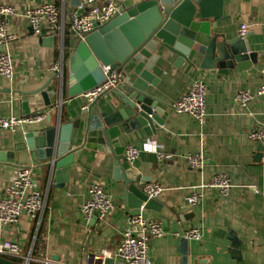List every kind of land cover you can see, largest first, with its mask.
Wrapping results in <instances>:
<instances>
[{"label":"crops","instance_id":"crops-1","mask_svg":"<svg viewBox=\"0 0 264 264\" xmlns=\"http://www.w3.org/2000/svg\"><path fill=\"white\" fill-rule=\"evenodd\" d=\"M46 2H55L63 10L66 24L64 38L33 33L25 16L28 8ZM72 0H0V4L13 5L16 14L8 16V30L16 35L10 42L16 75L9 80L0 75V117L25 116L42 113L41 123L25 126V131L44 130L62 123L72 122L71 112L81 111L85 99L70 96L69 59L79 40L70 29L74 8ZM225 16L218 22L215 32L227 40L239 36L243 22L250 24L248 46L257 54L258 62L248 71L238 68L229 73L195 69L188 64L177 67L173 60L158 59L162 74L155 94L163 101L162 117L165 124L155 134L148 135L143 128L120 137L126 148L135 145L140 155L130 166L141 177L140 186L160 182L164 190L157 197L161 210L131 208L123 197V184L114 177L115 156L110 152L84 147L70 166L69 180L58 186L44 161L34 165L22 131L0 130V152L13 154L19 162L0 161V198L5 188L22 166H33L39 188L46 198L43 211L36 218L23 214L15 224L1 228L5 239L17 242L19 256H3L16 264H44L50 258L54 264H88L89 256L103 249H114L122 238L128 214L141 212L145 218L157 220L163 236L150 240V256L155 263L180 264H264V161H255L259 142L249 137L250 132L264 122V95H256L264 79V0H222ZM215 22L216 19L211 17ZM64 60L63 80L50 71L57 61ZM204 79L207 94L208 117L205 125L187 114H178L171 103L189 90L197 79ZM51 80L55 90L54 105L45 106L41 96L31 95ZM239 90H247L255 97L242 107L236 99ZM115 92L109 91L97 105L113 112ZM24 102L29 112L24 108ZM79 131L71 135V145L80 146ZM125 151V150H124ZM172 152L169 160H160L157 152ZM203 153L202 168H192L186 154ZM219 173H229L232 188L228 195L207 189L197 205H190L186 196L191 187L206 183ZM93 183L103 184L114 196L116 209L105 221L97 215L89 222L81 207ZM199 228L201 238H186L184 232ZM183 238L187 239L188 253L182 252ZM243 244L242 249L237 248ZM239 256V257H238ZM104 264H122L107 258Z\"/></svg>","mask_w":264,"mask_h":264},{"label":"water","instance_id":"water-1","mask_svg":"<svg viewBox=\"0 0 264 264\" xmlns=\"http://www.w3.org/2000/svg\"><path fill=\"white\" fill-rule=\"evenodd\" d=\"M79 4L80 0L71 2L72 6ZM224 17L222 0H126L120 13L78 42L69 59L72 97L102 83L106 78L104 65L123 71L125 78L113 89L116 98L112 105L119 108L104 111L97 101L87 109L72 111V122L62 123L60 116L52 127L26 132L32 163L44 161L51 177L62 186L84 147L113 153V177L123 184L122 195L128 206L161 210L158 199L149 198L142 190L141 177L124 167L125 147L120 137L140 128L148 135L155 134L165 124L160 106L163 101L154 92L165 73L157 64L161 52L165 62L173 60L179 68L188 64L212 73H229L236 68L246 72L258 62L257 54L250 52L248 35L227 40L224 34L215 32ZM50 83L31 92L41 96L45 106L54 105L56 92L50 89ZM24 108L29 112L26 102ZM74 130L79 131L80 146L71 145ZM258 148L255 161L263 162L264 143L259 142ZM0 161L19 162L11 152H0ZM182 244V252L187 255L186 238ZM0 264L16 263L0 257Z\"/></svg>","mask_w":264,"mask_h":264},{"label":"built area","instance_id":"built-area-1","mask_svg":"<svg viewBox=\"0 0 264 264\" xmlns=\"http://www.w3.org/2000/svg\"><path fill=\"white\" fill-rule=\"evenodd\" d=\"M126 0H80V4L74 8L70 29L79 40H85L86 36L103 26L121 12ZM16 14V8L9 4H0V75L13 80L16 75V66L13 55L9 50V44L16 38L7 27L8 16ZM25 16L32 27L33 33L42 35L45 30L51 36L61 35L64 38L66 24L63 18V10L55 2H46L26 10ZM250 24L243 22L239 28V36H247ZM50 71L62 80L64 77V60L57 61L50 67ZM105 80L82 94L85 99L83 109L89 108L107 92L117 88L125 78L123 71L112 69L110 65H104ZM209 87L202 78H197L189 90L171 103V108L178 114H187L196 119L201 125H205L208 117L207 94ZM256 95H264V79L259 86ZM255 97V94L247 90H239L235 99L246 107ZM45 119L43 113L27 114L25 116L0 117V130L22 131L29 124L41 123ZM249 137L264 143V122L254 128ZM140 155V150L135 145H128L124 151V159L133 166ZM160 160H169L175 156L172 152H157ZM188 164L192 168H202L205 163V155L201 153L186 154ZM232 178L229 173H219L206 183L191 187L186 201L190 205H197L204 197L207 189L219 191L222 195H228L232 188ZM142 190L149 198H157L164 186L160 182H149L142 186ZM46 198L41 192L34 173L33 166H22L5 188L3 197L0 198V257L19 256L20 246L17 242L5 239L1 228L15 224L23 214L30 218H36L43 211ZM114 196L109 193L103 184L93 183L88 191L86 201L81 210L86 222L93 216L105 222L115 211ZM161 223L157 220L147 219L141 212L128 214L126 227L122 232V238L114 249H103L100 253L90 255L88 264H104L107 258H115L122 264H180V263H155L150 256V240L153 237L163 236ZM186 238H201V231L195 227L184 232ZM44 264H54L50 258H45Z\"/></svg>","mask_w":264,"mask_h":264}]
</instances>
